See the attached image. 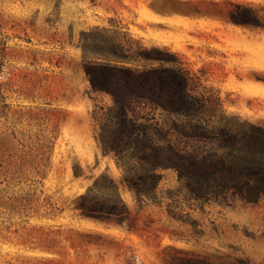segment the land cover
Returning <instances> with one entry per match:
<instances>
[{
	"label": "rangeland",
	"instance_id": "rangeland-1",
	"mask_svg": "<svg viewBox=\"0 0 264 264\" xmlns=\"http://www.w3.org/2000/svg\"><path fill=\"white\" fill-rule=\"evenodd\" d=\"M156 3L0 0L7 46L0 55V264H264V197L204 202L165 169L156 197L140 202L123 185L115 154H104L97 140L93 109L112 99L92 92L82 69L81 32L95 26L169 46L200 75V90L221 96L227 113L264 124V30L162 13ZM156 117L167 113L158 108ZM102 173L120 183L135 230L73 208ZM78 232H101L104 244L82 241ZM52 236L59 243L49 250Z\"/></svg>",
	"mask_w": 264,
	"mask_h": 264
},
{
	"label": "trees",
	"instance_id": "trees-1",
	"mask_svg": "<svg viewBox=\"0 0 264 264\" xmlns=\"http://www.w3.org/2000/svg\"><path fill=\"white\" fill-rule=\"evenodd\" d=\"M155 1L152 6L158 12L264 30V1ZM107 31L95 26L81 32L82 69L92 92L111 96L109 105L96 103L92 116L103 153H114L123 168V185L140 202L154 199L162 171L174 169L190 196L204 202L227 206L239 201L256 203L264 197V124L227 113L221 96L200 90V75L169 46H149ZM0 42V55H4L6 42ZM158 108L167 113L163 121L156 117ZM78 168L75 175L80 176ZM73 208L108 226L129 230L137 226L120 183L107 173L74 198ZM78 235L82 241L104 244L101 232ZM48 240L46 248L54 250L59 239Z\"/></svg>",
	"mask_w": 264,
	"mask_h": 264
}]
</instances>
